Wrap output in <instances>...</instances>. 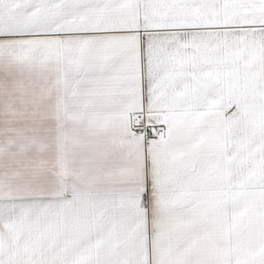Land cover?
<instances>
[{"label":"snow or ice","instance_id":"obj_1","mask_svg":"<svg viewBox=\"0 0 264 264\" xmlns=\"http://www.w3.org/2000/svg\"><path fill=\"white\" fill-rule=\"evenodd\" d=\"M0 264H264V0H0Z\"/></svg>","mask_w":264,"mask_h":264}]
</instances>
